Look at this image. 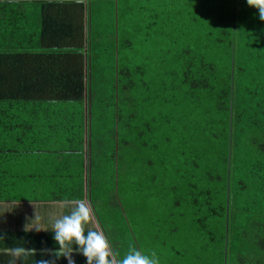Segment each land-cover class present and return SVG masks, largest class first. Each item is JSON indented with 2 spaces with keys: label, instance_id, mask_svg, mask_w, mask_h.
I'll list each match as a JSON object with an SVG mask.
<instances>
[{
  "label": "trees",
  "instance_id": "trees-1",
  "mask_svg": "<svg viewBox=\"0 0 264 264\" xmlns=\"http://www.w3.org/2000/svg\"><path fill=\"white\" fill-rule=\"evenodd\" d=\"M90 1L45 2L38 46H0V146L10 143L6 128L16 124L9 111L16 101L72 102L65 145L90 159L88 184L80 186V173L65 189L79 198L72 202L84 193L96 210L95 180L106 175L109 190H117L110 206L121 205L128 218L134 213L126 211L119 188L121 180L130 182L143 204L149 196L171 198L163 206L170 218L158 220L171 227L170 235L184 237L186 248H198L202 263L264 264V21L258 9L247 0H156L142 11L145 25L136 32L144 41L157 39L166 52L158 51L147 69L131 62L129 20L138 25L134 11L147 5L126 0L121 8L119 0L102 34L93 28ZM105 44L117 65L108 80L99 79L108 82L98 90L95 59ZM47 85H56L48 97ZM97 119L104 136L95 132ZM129 222L137 239V220Z\"/></svg>",
  "mask_w": 264,
  "mask_h": 264
},
{
  "label": "crops",
  "instance_id": "crops-1",
  "mask_svg": "<svg viewBox=\"0 0 264 264\" xmlns=\"http://www.w3.org/2000/svg\"><path fill=\"white\" fill-rule=\"evenodd\" d=\"M48 1L0 0V46L6 44L12 51H19L26 43L29 47L37 45L42 29V8ZM35 9L37 19L40 18L37 28L30 24ZM50 62L47 63L51 72L55 71L56 67ZM54 86H46L44 94L47 97L54 93L51 91ZM15 105L9 111L15 115L12 122L16 124L6 128L10 143L7 147L0 146V237H3L0 239V264H9L13 259L10 254L13 247L31 250L24 264H39L41 259L68 264L65 258L55 260L53 253L58 246L53 239L52 227L57 219L70 214L75 207L77 202L72 201L79 198H69L65 189L73 184V180H79V176L73 178L80 173L84 175L80 178V186H86L90 164L88 153H71L65 145V137L70 135L66 125L73 103L39 98L37 101L20 99ZM23 121L27 122L26 125L20 126L18 123ZM69 163L74 166V173L70 172ZM58 194L63 198H58ZM79 194L83 200L84 193ZM84 202L91 210L86 229L100 231L107 237L103 224L98 223L101 220L96 210L92 209L90 202ZM112 250L110 245V251L114 253L111 257L113 264H119L120 258ZM71 255L75 264H87L86 258L78 251L74 250ZM16 264L22 262L17 260Z\"/></svg>",
  "mask_w": 264,
  "mask_h": 264
},
{
  "label": "rangeland",
  "instance_id": "rangeland-1",
  "mask_svg": "<svg viewBox=\"0 0 264 264\" xmlns=\"http://www.w3.org/2000/svg\"><path fill=\"white\" fill-rule=\"evenodd\" d=\"M137 1L139 4L140 1H142L145 5H147V7L138 9L137 12L134 11L136 17L139 15L138 20L140 23L138 25L136 18L129 19L133 25L132 40L134 42V49L132 51V55H130L131 62L135 65H146L145 67L147 69H152L155 66V61L160 57V52L158 51L164 50L160 49L157 39L155 38L151 39L150 42L144 41L143 34L141 32L137 33L136 28L138 27L142 29L145 25L144 20L146 19V16L142 13V11H145V14L149 12L151 9L150 4L155 3L156 0ZM126 2V0H120V7L122 8ZM90 3L93 28L103 34L104 30L108 28L109 23L115 19V13L119 10V0H91ZM36 13L37 9L33 11L34 16L31 18L30 22L34 28H37V26L40 25V18L37 19ZM125 21L126 19L123 18L122 22ZM165 46L166 44H161V47ZM103 47H107V44L102 45L101 49H97L99 57L95 59L98 71V81L99 79L102 81H104V79L108 80V78L112 76L117 65L116 60L110 54L112 49L108 51L107 49H103ZM114 53L115 52L113 51V54ZM225 60L226 58L224 61ZM151 61H153L152 64L150 63ZM161 66H167L166 59ZM160 75L165 77L166 71ZM102 81L96 83L99 88L98 90H101V86L103 85L107 86L106 83L108 81H105L106 83H103ZM97 122L98 119L94 122L95 132L100 136H104V125H96ZM153 156L155 157L157 154L155 153ZM110 167L112 170L113 167ZM110 167L108 166V169ZM103 177L104 178L100 177V179L95 180V183L98 180H100V183L95 186V192H93V194L95 193L93 200H99L95 202L94 208L103 223L105 233L107 234V240L111 245V248L119 256L120 260L123 259L124 256L131 250H142L143 253L149 255L155 252L159 258L160 264H213L211 261L207 260H204L205 262L202 263L200 260L201 253L198 251V248H195L192 244H188L186 248V245L184 244V237H181L180 239L177 238L179 234L176 232L175 234L171 233L170 235L171 227L163 221L158 220H162V218H164V221H166L167 218H170L168 213L169 211L163 207L164 205L170 207L171 198L169 196L167 197L168 199L166 198L162 202L159 195L157 197H145L147 203L143 204L140 202L143 200V197L140 198L138 195L139 191H136L134 189L135 187H133L130 182L129 184H126L121 180L122 184L119 188L120 192L118 191L120 193V200H122V204L126 208L127 212L134 213V215L127 218L122 211L123 209L121 205L110 206V202H116L112 199H115L117 190L115 189L116 194L113 190H109L111 184L108 185V177L106 175H103ZM164 181H168L169 183H172V181L178 182L175 179L171 180V177L168 176H165ZM137 207H139V209H136ZM134 218L137 220V222H133L134 229L138 233L137 239H133L129 231L131 228L129 220H133ZM152 218L154 221L150 224ZM174 224H176V222ZM174 224H172V226ZM185 249L188 251V256L186 255L187 253L185 252ZM194 258L196 260H194Z\"/></svg>",
  "mask_w": 264,
  "mask_h": 264
},
{
  "label": "clouds",
  "instance_id": "clouds-1",
  "mask_svg": "<svg viewBox=\"0 0 264 264\" xmlns=\"http://www.w3.org/2000/svg\"><path fill=\"white\" fill-rule=\"evenodd\" d=\"M248 5L258 9L259 19L264 21V0H247ZM91 210L83 201L76 203L70 214L64 215L55 221L53 239L57 244V250L53 253L55 260L65 258L68 264H75L71 253L75 250L81 253L87 260V264H113V252L106 236L96 230L86 229L90 222ZM27 230V229H26ZM3 239V237H0ZM75 245V249L73 248ZM31 250L24 247H13L10 254L13 257L9 264H16L20 260L24 264ZM39 264H55V261L41 259ZM119 264H160L159 258L153 252L150 255L140 250L129 251Z\"/></svg>",
  "mask_w": 264,
  "mask_h": 264
}]
</instances>
